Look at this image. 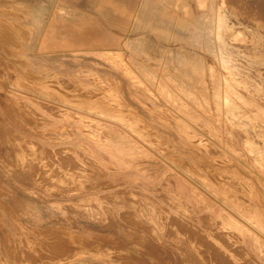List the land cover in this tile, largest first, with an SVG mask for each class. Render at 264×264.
<instances>
[{
	"label": "rangeland",
	"instance_id": "1",
	"mask_svg": "<svg viewBox=\"0 0 264 264\" xmlns=\"http://www.w3.org/2000/svg\"><path fill=\"white\" fill-rule=\"evenodd\" d=\"M228 1L0 0V264H264V169L173 86L252 36Z\"/></svg>",
	"mask_w": 264,
	"mask_h": 264
},
{
	"label": "bare ground",
	"instance_id": "2",
	"mask_svg": "<svg viewBox=\"0 0 264 264\" xmlns=\"http://www.w3.org/2000/svg\"><path fill=\"white\" fill-rule=\"evenodd\" d=\"M244 2V0H229L226 9L235 20V23L239 21L242 24H245V26L250 29L253 34L252 36L249 35L248 40H246L243 44H239L237 46L234 45L232 47L233 54L229 56V59L225 57L222 59L223 67L225 65V70L219 72L220 84L216 86V82L212 78L208 79L204 73L202 75L200 73L197 78L192 75L186 76L189 80H191V83H184L182 79L173 80V86L177 94L185 95L189 99L195 110L208 114L209 116L219 113L216 117L218 127L221 128L223 135L228 141L232 144L237 143V152L241 161L252 170L251 172L255 176L258 177L261 175L262 168L264 169V133L261 130L264 126L262 127L260 124V121L264 123V119H259L257 116V102L262 101L264 103V72L259 73L255 68L257 64L264 66V0H254L249 7ZM1 28L2 22L0 21V30ZM0 35L5 37L7 36V33H0ZM258 53L261 55L260 57L256 56ZM209 65L215 66V63L210 62ZM163 68L164 71L168 70L166 66ZM234 84L238 86V90L235 89L233 86ZM198 87H203L205 90L201 91ZM97 97L99 100L103 99L99 95ZM117 99L113 100L116 105L115 108L122 110L128 115H135V112L132 109H130L127 105L125 106L123 101H121L123 102L121 103L118 101L119 99ZM220 115H223L225 119ZM233 130L238 132V137H232ZM207 133H210V131H207ZM231 143L230 145H232ZM48 156L49 154L47 153V157ZM52 166L53 163L49 161H39V164H37V170L42 181L45 184L50 185L53 189L61 192L66 190L71 191V188L74 189L73 187H69L71 185L67 187V185L65 186L60 183L59 177L63 174V172L60 168H54ZM78 169L79 168L76 167L74 170L77 172ZM257 208L261 212L262 209H264V201L262 199L259 200V197ZM260 220L261 222L264 221L261 217ZM251 225L252 224H248L250 229L259 235L264 241V232H262L264 229L261 231L256 225V227ZM63 232L60 234L62 237L61 250H66L69 254L73 251L80 252L81 254L82 252L79 249L80 238L75 237L76 235H71L72 233ZM39 247L40 249H38V255L42 256L44 254L43 248H41V246ZM26 254L29 255V251H27ZM12 255L18 260V263L21 264V260L24 258V255L20 254V252H15Z\"/></svg>",
	"mask_w": 264,
	"mask_h": 264
}]
</instances>
